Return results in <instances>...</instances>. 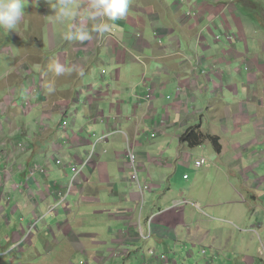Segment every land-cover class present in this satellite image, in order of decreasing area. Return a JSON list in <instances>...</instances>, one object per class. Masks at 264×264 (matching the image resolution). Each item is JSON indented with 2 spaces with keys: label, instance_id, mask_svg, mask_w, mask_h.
<instances>
[{
  "label": "crops",
  "instance_id": "obj_1",
  "mask_svg": "<svg viewBox=\"0 0 264 264\" xmlns=\"http://www.w3.org/2000/svg\"><path fill=\"white\" fill-rule=\"evenodd\" d=\"M132 1L129 0V4ZM184 1L186 4L180 6L181 0H174L171 5L164 1L162 9L167 11V15L162 13V19L159 16L149 17L151 13L144 15L130 11L127 16L131 13L134 18L133 25L128 23L122 26L114 25L113 29L120 38L119 45L124 46V56L128 52L126 61L125 58L115 55V52H109L108 56L104 57L105 54L97 58L98 50L107 47L110 49L108 42L103 43L102 47L92 43V52L96 51L93 55L85 51L83 55H79V52L75 51L76 53L70 56L71 59L67 58L65 62L73 71L75 62H79V66L84 69L83 73L75 78L78 81V87H75L72 82L51 87L64 92L61 93L65 96L62 97V102L55 101L45 106L43 103L42 109H39L38 103L30 98V110L24 113L21 108L23 95L13 91L15 95L0 105V114L7 110L12 117L10 120L0 122V133L4 132V124L9 126V123L14 122L11 136L8 135L9 131L0 136V165L5 166L4 163H6V155H3L1 150H12V145L9 147L12 143L11 138L18 137L19 140L14 145L28 140L27 149L20 152L14 150L12 155H9L10 159L13 158V162H18L17 165L39 164L49 170L47 176L37 173L35 180H30L26 187L22 185L25 184L24 178L16 173L15 166V169L11 168V173L9 170L0 168L2 169L0 174L6 175V183L0 181L1 186L7 189L10 187L13 193L11 202L8 203H14V206L15 203L25 201L30 203L29 198H31V204H37L33 205L28 217L46 216L44 220L51 223L43 221L41 226L43 229L45 223L51 225L52 244L56 248L63 246L65 253L77 259L87 256L94 264H117V260L111 259L112 256L117 255L123 264H130L131 261L136 262V258L145 253L148 264H160L148 254L151 248L155 249L159 256H170L173 259L167 264H175L174 260L180 256L178 251L184 246L218 251L231 248V238L235 237V233L232 229L217 227L213 220L217 222L224 220L241 233H253L255 231L253 229L262 227L256 222L257 219L264 221V179L261 175V170L264 168V61L260 56L238 59L234 57L236 53L232 51H230L232 53H224V47L215 44L208 54L204 53L210 47L202 51V54L192 52L197 43V35L202 32L201 38L206 37L209 42L211 33L208 26L212 25L218 31L221 29V21L214 17L217 21L211 24L213 13L206 9L207 4L215 6L217 0H191V4L189 0ZM243 2H235L233 11L228 10L225 14H230L232 18L237 15L239 22H242L240 26L243 31L240 30L235 19L237 29L246 35L245 26L250 30L255 28V25L258 30L259 27L256 18L253 22L242 18L247 23L239 19V5L246 6ZM37 5L42 6V3L39 2ZM71 5L76 7L75 10L80 8V2H71ZM183 6H186L187 10L193 8L201 11L197 23L192 21L182 23L183 14H180L179 10ZM34 7L36 6L28 5L25 9L34 12ZM43 7L51 8L47 4ZM145 20L148 21V26ZM14 28L11 31H0V59H8L5 76L8 77L6 82L11 84L13 80L17 81L20 74L13 76L15 59L9 58L10 56L8 57L4 50H10L7 46L16 43L11 39L15 33ZM25 28L27 29L26 25L22 30ZM65 30L62 37L64 39L69 32L68 28ZM154 33L158 34L160 45L154 42ZM95 38L97 42L101 41L99 35ZM162 40L165 41L162 42ZM13 51L16 52V49L14 48ZM147 53L151 56L145 57L142 61V57ZM14 55L16 56L15 53ZM226 55L231 61L226 60L224 57ZM137 57H140L141 61L138 62ZM253 57L262 61L260 75L256 76L257 74L247 72V79L235 80V76L240 75V70L236 69L233 72L229 69L232 66L230 63L238 62L244 66L249 62L257 65L259 62ZM131 58L142 65L143 72H147L150 65H157L154 74L150 77L152 80L150 86L155 91V102H152L150 109H140L135 106L143 94L133 87L137 79L128 76L126 66L131 63ZM186 61L188 63L184 64ZM197 62L201 63L200 71L214 69L215 72V68L218 69L219 66H222L224 71L217 77L213 74L210 78L209 74L211 80L206 81L209 78L203 79L202 74L193 72L191 68ZM97 66L105 70L114 67L110 77L114 79L117 87L112 85L94 87L91 81L86 83L84 75L89 74ZM133 66L136 67L134 64L131 68H134ZM225 69H228L226 74ZM14 85L17 83L5 85L0 89V94L11 87H19ZM217 85H222L220 93L215 88ZM173 86L176 89L181 87V90L180 93L175 92L174 98L168 102L164 99V92L169 90L171 96ZM19 88L20 92L27 93V87ZM208 89L210 94L207 97H213L215 101L199 99L203 95L198 93H204ZM227 93L233 95L232 103H227L225 98ZM41 94L35 87L28 92L30 97ZM7 96L2 98L5 99ZM63 102L72 104L76 112V120L65 130L60 127V122L63 120L60 107ZM30 112L34 117L40 112L43 130L39 132L38 137L35 134L30 136L29 126L26 124L20 126L15 120L18 116H27ZM54 116L57 118L56 121ZM146 120L150 122L151 129H153L152 125L158 124V133L156 130H152L151 133L156 134L158 139L147 137V134H140L142 131L150 134ZM118 127L131 141H137L134 144V151L137 154L140 183L153 187V190L145 192L144 195L131 181L132 172L124 156L125 138L116 132ZM192 127H199L203 133L219 138L221 149L210 156L211 161L207 169L204 167L208 165L207 163L200 167L204 168V171H197L200 169L195 167L194 163L201 158L196 157L192 160L191 154L183 153V150L188 147L181 144V136ZM183 128L185 131L177 140L178 149L182 152L176 151V158L168 156L164 152L167 149L170 132L176 130L180 133L179 131ZM72 132L75 136L71 135ZM22 134L27 135V138H24ZM93 134L99 138L106 136V139L97 144V158L83 169L82 179H78L74 184L67 198L66 204L69 207H57L54 215L37 213L35 210L43 205L46 209L55 208L56 191L60 188L65 189L70 183V169H67L66 173L57 169L52 159L63 156L67 165L80 161L89 149V137ZM159 134L161 136L158 137ZM66 138H71L70 140L75 142L64 148L78 150H64L61 144L66 142ZM51 140L52 142L47 145L48 154L41 151L42 147L44 148L45 144ZM2 141L8 145L3 146ZM73 158L76 159L73 160ZM192 167L196 171L194 178L188 174H184L183 179L178 176L180 169L188 170ZM207 172L220 176L216 183L217 186H221V191L216 202L207 198L211 181ZM185 175L188 179H185ZM177 183L180 189L182 185L187 184L184 189L185 195L182 197L178 196L179 192L174 191ZM17 185L18 189L15 190ZM25 194L28 199L23 197ZM7 195L0 192V202L6 199ZM7 206L9 207L6 204ZM230 213H233L235 217H231ZM197 215L207 219L203 217L197 219ZM212 224L216 225V231L210 228ZM19 231L22 232L21 228ZM143 237H146L147 241ZM47 249L50 251L51 247L47 245ZM67 264L73 263L68 261Z\"/></svg>",
  "mask_w": 264,
  "mask_h": 264
},
{
  "label": "rangeland",
  "instance_id": "obj_2",
  "mask_svg": "<svg viewBox=\"0 0 264 264\" xmlns=\"http://www.w3.org/2000/svg\"><path fill=\"white\" fill-rule=\"evenodd\" d=\"M164 1L168 3L169 5L174 3V0H133V2L129 4L128 12L131 11L135 13L136 11L137 13H143L144 15L151 13L149 17L155 16L156 18L157 16H159V18L162 19L161 17L162 13L167 15V11L162 9L163 7L162 3ZM177 1H180V0H177ZM40 2L42 3V6L36 5V7H34V12L24 9L25 14L19 20V24L15 26L16 27L14 28L15 33L12 35V38H11L16 43L10 46V49L13 51V49L15 48L16 52L7 50L6 54L8 55V57L10 56L9 58L15 59V64H14L15 71L12 72L14 73L13 76H16V74H20L17 81L13 80L12 84L17 83L19 87H22V86L24 87L25 85H27V93L25 91L20 92L19 87H14L17 85L13 86L14 92L18 93L19 95H23L22 100L23 99L29 100L30 98L33 101L35 100L38 103L37 108L42 109V107L45 106L46 104H49L55 101L59 103L61 102L62 97H65L61 95V93H64V92H61L60 90L56 88H55L56 90L51 89L52 86L53 87L56 85L61 86L68 82H72V84L75 87H78V81H76L75 78L78 75L82 74L84 69L82 68V66H79L80 65L79 62L77 63L75 62V64L73 65V68H74V71H73V69L68 67V64H66L65 62L67 58L71 59L70 56L75 54L76 52H79V55H83L84 51L89 55H93L94 53L96 54V51H94V53L92 52V49H91L92 43L94 45L96 44V46L100 45L102 47L103 43L106 44V42H108L109 44L112 42L114 44V47L117 45L120 46L119 45L120 38L118 37L117 33L113 29L114 25L122 26L125 23L133 25L134 18H132L131 13H130L128 16L126 15L127 19L126 17L123 18L125 20L120 19L117 21H93L89 19L87 0H71L72 3L80 2V6H79L80 8L75 10L76 7H74L73 5H70L75 14L63 21H57L53 10L51 8L47 9L43 7L44 4H47L48 7H50L51 4L53 3V0H40ZM227 2H228L227 0H223V1L217 0V3L215 4L214 7L217 8L218 5L221 6V4H223L224 7H227L223 11V13L228 10L232 12L235 7L229 6ZM240 2H243L246 6L243 7L241 4L239 5L240 7L239 19L241 21H245L244 19H242V18H245L248 20H252L251 22H253L254 19L256 18L258 21L257 25L259 27V30L256 28V25H255V28H251L252 30L251 32V30L245 26L244 33L246 35H244L243 33H240V31H238L237 29L238 28L237 25L240 26L242 24V22H239L238 16L235 15V18H232V16L228 13L227 14L222 13L221 15L222 16L224 15L225 17L224 19L223 18L220 19L221 24H222V21L228 20V23L230 25L228 23L226 24L229 27L231 26L230 34L240 33L243 36L245 41L234 42L232 44H227L226 42L222 40H220L219 42H214L212 40V36L210 35L211 39L208 42L207 41L208 39L204 35V37L206 38V39L204 38V40H206V42L208 43L210 47L209 50L205 52L204 54H208L209 52H211L213 49V44H215L216 46L221 45L222 47H224V50H225L224 53L226 52L229 53L230 51H232L233 53H236L234 57L238 59H242L244 57L248 58L249 56L250 58L251 56H260V58L264 61V24L259 19L258 11L254 12L252 10H249L250 7H253V9L257 7L264 9V0H241V1L237 0L236 1V3H240ZM189 3L191 4V0H189ZM24 6L26 8L28 4L24 2ZM192 10L194 11L195 9L192 8ZM221 10L222 9L216 12V15H219L218 18L220 17ZM186 11H188L186 6H183L182 9L179 10V13L184 14ZM235 19L238 22L237 25H236ZM217 20H214V18H212L211 24ZM102 22L108 23L110 27L107 32L103 34H98L94 30V25L96 23H102ZM147 22L148 21L145 20L146 25H147ZM73 23H74V26H72ZM245 23H247V21H245ZM25 25L27 29L25 28L24 30H22V28L25 27ZM77 27H83V28L88 29L90 32L91 38L84 42H80L78 40H66L62 38L63 33L66 31L65 30L66 28H68L69 31H73ZM220 27L221 29L217 31L211 25L209 26V31L211 34L220 36V33L222 32V26ZM1 30L2 29H0V31ZM240 30L243 31L241 26H240ZM201 34L202 32H200L197 35L196 41L199 35L202 36ZM98 35L100 36V40H101L100 42H97L95 38ZM163 41L165 40H162V42ZM123 47L121 48L123 49ZM207 48H208L207 46L206 47L201 46L200 48L198 44L196 43L192 52L194 51L196 54H200V53L202 54V51H206ZM109 52H110L109 47L101 48V50L97 51L98 53L97 58H100L105 54L106 55L104 57H106L110 54ZM14 53L16 54V56L14 55ZM150 56L151 55L149 53L145 54L142 57V61L145 57H150ZM224 57L226 58L227 61H231L228 58V55ZM253 58L257 62H259L257 63V65H254V63H249V62L248 64L247 63L244 64V66L243 64H240L238 62L230 63L232 64V66H230L229 69L233 70V72H235L236 69L240 70V75L239 76L236 75L234 78L235 80H237L238 78L247 79V72L250 74H257L256 76L260 75L259 73L262 72L260 68L263 67L262 61L259 60L257 57H253ZM131 59H132L131 63L127 64L128 66H126V68L128 69V76H133L134 78L137 79L133 87L139 93L144 94L151 87L150 83L152 82V80L150 77L152 76V74H154V71L157 65L155 64L150 65L146 70L147 72H143L142 65L138 63L139 61H141L140 57L136 58L138 62L134 58H131ZM7 60L8 59L4 60V58L0 59V89L4 88L5 85L6 86L12 85L11 82L10 83L6 82L8 79V77L5 76V73H7L6 72V67H7L6 61ZM126 60H127V56L125 58V61ZM57 64H59L60 66L64 68V72L62 74L57 75L55 71L52 70L54 66ZM134 64L136 67L133 66L134 68H131V66ZM200 64L201 63L197 62L194 66H191V68L193 69V72L198 73L200 71V67H199ZM219 67L220 68L218 69L215 68V72H214V69H208L207 71H205V73L203 74V79H205V77L209 78V74H210V78L213 74L216 77L218 75H222L223 73L222 71H224V68L222 66H219ZM227 70L228 69H225V74ZM113 72H114V67H111L110 69L105 70L103 69V67L97 66L92 71H90L89 74L84 75V80L86 81V83L91 81V85L94 87H106L109 85L117 87L114 84L115 82L114 79L110 77V75ZM142 75H144V80H147V81H144L142 79ZM210 78L207 79L206 81L211 80ZM32 79L34 80V82H36V80L39 79L40 85L39 86L34 85ZM237 85L238 84H236V86ZM221 86L222 85H217L215 87L219 93L221 92ZM32 87H35L36 90H38L40 94L42 92V94L34 96V97H30L28 95V92L32 90ZM122 87H124V85H122ZM171 89L172 87L170 88V90ZM11 90H12V87L11 89L9 88L5 90L6 92H4L3 94H0V105L9 101V99L15 95V94L13 95L11 94ZM168 91L169 90H166L164 92V99H166L169 102L174 98L176 88L175 87L173 88V93L171 94V96ZM208 91H210V89L204 91V93L203 92L198 93V95H203V97L199 99H205V101L206 100L215 101L213 100L215 98L207 97V95L209 96L210 94V92ZM153 93L155 95L154 90H153ZM5 95H8V96L5 99H3L2 96H5ZM167 96H170V99H167L166 98ZM225 98H226L227 103H232V101H234L233 95L231 93H227ZM153 102H155V98ZM41 104H43V106ZM106 111L108 112V110ZM53 118H54V121L57 120L55 116ZM10 119H12V117L9 115L7 110H4L0 114V122L4 120H10ZM15 120L17 121V124L20 126H22L23 124H26L29 126L28 133L30 136L32 134H35L38 137L39 132L43 130L42 123L40 122L41 120L40 112H39V115L36 117H34L33 113L30 112L27 116L20 115ZM147 120L146 122L148 123L146 125L147 127L150 128L148 129L150 134L152 133V130L157 131V129L159 128L158 124L152 125L153 129H151L150 122ZM4 127H5L4 132L6 133L7 131H9L8 135L10 134L11 136V133L14 128V122L9 123V126L7 124H4ZM184 131L185 129L183 128L179 131L180 133H177L176 130H172L170 132V137L167 139L168 140L167 149L164 153H167L168 156H175L174 158H176V155H175L176 151L178 153L182 152V151H179L178 149L177 140L179 136H181L184 133ZM4 132L0 133V136L4 134ZM140 134L141 135L147 134L149 136V134L145 133L144 131H142ZM22 136L24 138H27V135L22 134ZM159 136L161 135L159 134L158 137ZM28 138L30 139L29 136ZM18 140H19L18 137L17 138L15 137V139L12 137L11 138L12 143H10L9 147H11L12 145V148L14 147L16 148V145L14 144ZM50 142H52V140L48 141L45 144L44 148L42 147L41 151L48 154L47 145ZM22 143L25 146H27L28 140H25V142H22ZM1 144L3 146L8 145V143L3 142V141L1 142ZM26 149L27 147H25V150ZM64 150L72 151V150H78V149L77 148H74V149L64 148ZM186 152H188V154H191L193 158L192 160H195L196 157L204 158L207 160L206 163L208 164L211 161L210 156L213 154H216V149L214 148L213 144L210 141H207L202 146L196 147L194 149L188 148L186 150H183V153H186ZM1 153L3 155L8 156L10 151L1 150ZM61 157H62L61 159L64 162L65 157L63 156ZM6 161H8V159ZM12 165L9 162L6 167H4V165H0V168L11 170ZM207 166L209 167V164L205 165L204 167L207 169L208 168ZM199 169L200 170H197V171H201V170L204 171L203 170L204 168H199ZM0 171H2V169H0ZM180 171L181 172L178 176H180L182 179H183L182 176L184 174H188L189 176L191 175V177L194 178L195 172H196L194 167L188 170L180 169ZM9 173H11V171ZM18 175H20L23 178V175L21 174H18ZM68 175L70 176V173H68ZM203 175H205L206 177L207 175L211 177V181H210V184L207 190L208 192L207 198L212 202H216L219 199V193L221 191V186L220 185L217 186V183H216V181L220 178V176L218 177L217 174L213 172L211 173L207 172V175L206 174H203ZM261 175H262V178L264 179V168H262L261 170ZM0 181L2 183H6V175L0 174ZM186 187H187V184L186 185L184 184L182 185V188L180 189V186H178V183H177V186H175L174 191L179 192L180 195L178 196L182 197L185 195L184 189ZM0 188H1V184H0ZM7 191H10V195L11 197H13L12 189H10V187L7 189ZM23 197L25 199H28L27 194H25ZM6 204L7 203L5 199L0 202V264H67L68 261H71L73 264H87V262H89L88 264H94V262L88 259L87 256H84L81 259H77V257L73 255H69L68 253H65L66 250H64L63 246H59V248H56V246L52 244L53 237L50 234H46L44 228L42 229L41 224H43L44 222L39 223L37 225V228L32 231L30 239L23 242L22 237L19 233V228L21 226L26 228L29 225V222L33 220L32 217L31 218L28 217V213L31 212L33 205L29 203L28 201L19 203L18 205H16L17 211L14 212L13 211L14 209H12L13 205L6 207ZM46 210L47 209L45 205H43V206H40V208L35 211L39 214H43V213H46ZM230 215L233 218L235 217L233 213H230ZM22 216L24 217L21 219L20 217ZM201 217L206 218L202 215L196 216L197 219ZM7 218H9V220H7ZM43 221L51 223L48 220H43ZM213 223H215L217 227L221 229H232V231L235 233V237L231 238V242H232L231 248L227 250H223V251H218V250H212L209 248L199 249V247L194 248L191 246H186V247L184 246V247H181V250L178 251L179 252L178 254L180 255L178 258H176L178 259V264H264V221H259L257 219L256 223L258 224L260 223L262 227L261 229L259 228L253 229L255 230L253 233H241L237 231L236 228L233 227V225L227 224L224 220L222 222H217L213 220ZM215 224H212L210 226V228L213 231H216ZM47 245L51 247L50 251L47 249ZM112 257L113 258L111 259L117 260L118 262L117 264H123L122 263L123 261L119 259L117 255H114ZM136 260H137L136 262L131 261L130 264H140L141 256H139L138 259L136 258Z\"/></svg>",
  "mask_w": 264,
  "mask_h": 264
},
{
  "label": "clouds",
  "instance_id": "obj_3",
  "mask_svg": "<svg viewBox=\"0 0 264 264\" xmlns=\"http://www.w3.org/2000/svg\"><path fill=\"white\" fill-rule=\"evenodd\" d=\"M24 2H26L30 6H32V5L36 6L40 2V0H35L34 2H32L30 0H0V29L5 30V31H11L18 24V22L21 19V17L25 14ZM181 2H183V3H181ZM181 2L179 3V6L182 5V4H186V2L184 0H181ZM70 5H71V0H53V3L51 4L50 7H51V9L54 12L55 18H56L57 21H63V20H65V19H67V18H69V17H71V16H73L75 14ZM87 7H88L89 19H91L93 21H117V20L125 18L126 15L128 14V11H129V0H87ZM109 27H110V25L108 23H106V22L96 23L94 25V30L98 34H103V33L107 32L109 30ZM208 28H209V26H208ZM153 36H154V42L160 45L161 41H160V43H158L156 41V39L160 40L159 37H158V34L154 33ZM90 38H91V35H90L89 30L86 29V28H83V27H77L73 31H69L67 33L66 37H65L66 40H78L80 42L87 41ZM197 44H198V42H197ZM10 46L11 45L7 46V48H10ZM198 46L201 48L200 44H198ZM207 47L209 48V45H207ZM10 51H12V50L10 49ZM110 52H112V53L115 52V55H117L119 58H126V56L128 54V52H127L126 56H124L125 50L122 49L118 45L114 47V44L112 42L110 43ZM4 53H6V50H4ZM187 63H188V61H186L184 64H187ZM52 70H54L57 75L62 74L64 72V68L62 66H60L59 64L55 65ZM198 73L203 75L205 73V71H199ZM35 84H36V86L40 85V84H37L36 82H35ZM24 87H27V85H25ZM13 91H14V89L12 88V90H11V94L12 95L14 94ZM23 100H28V99H23ZM20 143H22V142H20ZM25 147H27V146H25ZM14 150L20 152V151H23L25 149L21 150V149H16L14 147L12 150H10L9 155H12ZM9 155L6 156V160L8 159V161H6V163H4L5 164L4 167H6L9 162L11 163V165L14 164V165L11 166V168H14V166H15L16 169L15 168L14 169H15L16 173L23 175V178H24L23 181H24L25 184H22V185L27 187L28 186V182L30 180H35L36 175H37L36 174L33 179L32 178H28L29 171L31 169H33L34 167L41 166V165H39V164H37V165H33L32 164L30 166H28V165L26 166L24 164L17 165L18 162H13L14 161L13 158L10 159ZM55 167H57V169H60L56 165H55ZM48 172H49V170H48ZM15 188H16L15 190H17L18 189V185L15 186ZM60 191H63V188H60V190H57L56 193H55V202H56V203H54V205H55L54 207L55 208L49 207L45 214H47V215L56 214L55 209L57 207H59V206L60 207H66V208L69 207L66 204L67 203V198H68L69 195H67L65 197V199H64V201L62 203H59V196L57 195V193L60 192ZM0 192L4 193L6 195L9 193V191H7V187H2V186L0 188ZM11 198L12 197H11V195L9 193V195H7V197L5 199L7 205H9V206L14 204V203H9L8 204V202H11ZM29 200H30V203H31L32 199L29 198ZM36 204L37 203H33L34 206H36ZM16 205H18V204L15 203V206L14 205L12 206V208L15 209V210H17V206ZM45 217L42 218L41 216H36V217L33 218L32 221L29 222V225L26 228L21 226L20 228H21L22 232L19 231V233H20V235L22 237V240H24L25 235H27L28 228H29L30 224L33 225L32 226V231H33L34 229L37 228V225L39 223L43 222ZM7 220H9V218H7ZM44 229H45V233L46 234H50L51 235V233H50L51 225L49 223H45ZM31 234H32V232H31ZM30 237H31V235L26 237V238H28L27 240H29ZM144 257L146 258V264H148L147 263V255L145 253L141 254V259H142L141 264L143 263ZM167 257H170V256H167ZM170 260L172 261L173 259L170 258ZM174 262H175V264H178V261L176 259L174 260ZM88 263L89 262H87V264Z\"/></svg>",
  "mask_w": 264,
  "mask_h": 264
},
{
  "label": "built area",
  "instance_id": "obj_4",
  "mask_svg": "<svg viewBox=\"0 0 264 264\" xmlns=\"http://www.w3.org/2000/svg\"><path fill=\"white\" fill-rule=\"evenodd\" d=\"M30 1L34 2L35 0H30ZM227 1H228L227 2L228 5L232 6L234 4V2H236L237 0H227ZM181 3H183V2H181ZM225 8H227V7H224L223 4H221V6L218 5L217 8H215L209 4L206 5V9L208 11H212V13H213L212 17L213 18L215 17L219 20L221 18L224 19V15L222 16L221 14L225 10ZM220 9H222V10L220 12V17L218 18L219 15H216V12H218ZM200 15H201V11L188 10L183 14V16L181 18L182 23L189 22V21L197 23L199 21ZM221 26H222V32L220 33V36L211 34L214 42H219L220 40H222V41L226 42L227 44H232V43L238 42V41H242V42L245 41L242 35L230 34V32H231L230 27L226 24V21H222ZM156 41L158 43H160V40L156 39ZM197 42L202 47H206L208 45L206 43V41L203 38H201L200 35L197 38ZM142 79L144 80V76L142 77ZM144 81H146V80H144ZM33 84L36 85L35 82H33ZM180 90H181V87H177L176 92L178 93ZM154 98H155V95L153 93L152 88L150 87V89L146 93H144L141 98H139V100H138V102H136L135 106L137 108H140V109H145V108L150 109L152 106V102L154 101ZM166 98L170 99V96H167ZM21 108H22V111L24 113H27L30 110L29 101L28 100L21 101ZM60 108H61V114L63 117V120H61V122H60V127H61V129L65 130V129L69 128L74 123V121L76 120V112H75V108L72 106V104H69V103L63 102L62 107H60ZM116 132L122 134L125 138L126 150L124 152L125 153L124 156L127 160V166L129 167V169L132 172L131 181L137 186V188L140 190L142 195H144L145 192H150L151 190H153V187L151 185H149V184L141 185V183H140L139 169L137 166V154H135V151H134V144L137 141H131L130 138L127 136V134L123 133L121 131L120 127H118V129H116ZM71 135L75 136L74 132H72ZM147 137H152V139H155L156 134H151V135L149 134V136L147 135ZM70 139L71 138H66L65 139L66 142H63L61 144L63 148H64V146L70 145V144L75 142L74 140L71 141ZM105 139H106V136L99 138L97 135H94V134L91 135L89 137L90 146H89V149L85 152L84 158L78 162H73L71 165L65 164V162H63V160L61 158L53 160L54 164L56 166H58L63 172L66 173L67 169H70V171H71V177H70L69 185L66 186L65 189L63 188V191H60L57 193V195L59 196V203H62L64 201L65 197L72 192L74 184L76 183V181L78 179H82L81 176H82L83 169L87 165H89L90 163L95 161V159L97 158V153H96L97 144L99 142L104 141ZM16 149L23 150V149H25V145L22 143H18L16 145ZM75 159L76 158H73V160H75ZM206 162L207 161L204 158H201L200 160H196L195 161V167L200 168V167L204 166L206 164ZM37 173L47 176L48 175V168L45 166H36L29 171L28 178L33 179ZM185 179H188L187 175H185ZM175 205H177V204H175ZM32 226L33 225L30 224V226L28 228V233H27V235H25V238L22 241H26L28 239L26 237L31 235ZM143 239H145L147 241L146 237H143ZM148 254L152 258L158 260L160 262V264H167V263L171 262L170 257L158 256L155 249L150 248L148 250ZM142 264H146V258L145 257H144Z\"/></svg>",
  "mask_w": 264,
  "mask_h": 264
},
{
  "label": "trees",
  "instance_id": "obj_5",
  "mask_svg": "<svg viewBox=\"0 0 264 264\" xmlns=\"http://www.w3.org/2000/svg\"><path fill=\"white\" fill-rule=\"evenodd\" d=\"M254 9H253V7H250V10H252L254 12L258 11L259 19L264 24V13H263L264 9L259 8V7L254 8ZM36 83L40 84L39 79L36 80ZM207 141H210L214 145L216 150L220 151L221 147H220V144H219V138L213 137V136H210V135H207V134L203 133L202 130H200L199 127H197V128H194V127L189 128L181 136V144L187 146L190 149H194L196 147L202 146Z\"/></svg>",
  "mask_w": 264,
  "mask_h": 264
}]
</instances>
